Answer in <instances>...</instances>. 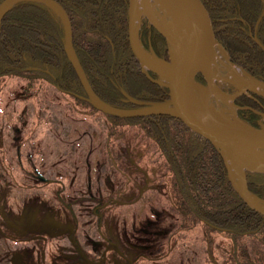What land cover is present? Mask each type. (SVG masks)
<instances>
[{
  "label": "rangeland",
  "instance_id": "1",
  "mask_svg": "<svg viewBox=\"0 0 264 264\" xmlns=\"http://www.w3.org/2000/svg\"><path fill=\"white\" fill-rule=\"evenodd\" d=\"M3 80L0 246L9 256L25 264H89L84 254L100 264H228L225 233L179 230L171 174L144 131L112 126L45 80L30 91L25 79Z\"/></svg>",
  "mask_w": 264,
  "mask_h": 264
},
{
  "label": "trees",
  "instance_id": "2",
  "mask_svg": "<svg viewBox=\"0 0 264 264\" xmlns=\"http://www.w3.org/2000/svg\"><path fill=\"white\" fill-rule=\"evenodd\" d=\"M5 0H0V4ZM69 14L73 45L91 87L105 103L138 109L126 95L163 102L168 88L159 75L145 71L130 42L131 0H55ZM216 21L220 44L234 65L264 82V0H203ZM0 33V95L5 78L47 81L64 94L94 108L66 52L62 18L43 2L19 1L5 15ZM146 50L150 43L160 58L168 56V40L149 20L139 29ZM205 81L207 78L204 75ZM197 80L201 81L200 77ZM224 91L235 93L231 86ZM238 116L260 128L264 97L237 98ZM97 110L96 108H94ZM112 126L135 124L152 139L166 160L177 204L179 230L203 226L208 237L225 233L232 249L228 264H264V216L249 207L228 176L224 156L209 140L169 115L116 117ZM159 158V157H158ZM250 192L264 200V173L248 172ZM41 178L44 176L41 174Z\"/></svg>",
  "mask_w": 264,
  "mask_h": 264
},
{
  "label": "water",
  "instance_id": "3",
  "mask_svg": "<svg viewBox=\"0 0 264 264\" xmlns=\"http://www.w3.org/2000/svg\"><path fill=\"white\" fill-rule=\"evenodd\" d=\"M19 1L23 0H5L0 4V33L4 15L17 3H19ZM34 1L46 3L47 5L52 7L57 14L61 16L66 30L65 45L67 55L69 56L70 61L81 80L82 86L85 88L88 97L87 99L94 108L102 111L107 115L130 119L153 115H169L173 118L175 117L179 119L192 132L200 135L206 140H209L212 145L220 150L221 154L224 156L225 166H227L230 181L232 182L233 186H235L239 195L243 197L249 207L264 216V211L252 205L249 198L240 192L238 186H236L235 184L231 165H229L228 162V159L231 156L237 157L243 152L264 149V125L260 128H256L251 124L243 122L239 118V116L235 121L229 118H227V121L218 117L203 119L198 113L195 104L192 102L191 97L188 93L189 88L196 82L197 77L200 76L202 77L203 81H205L204 73L212 66L219 53L220 47H222L219 42V38L217 37L218 30L215 20L211 16V13L203 0H180L188 7H191L194 11V14L198 20L200 31L191 36L190 34L182 32L179 33V31L175 27H172V35L174 36L176 42L174 47H171L170 60L165 61L163 59H159L155 53L152 54L156 60L162 62L163 69L161 71L155 70L152 67L151 69L159 74H163L167 78L168 82L165 83V86H167V88L169 89V98L167 100H164L163 102H150L139 100L134 96L128 95L126 93L125 96H127V98L132 101V103L141 107L140 109L131 110L121 108L118 109L111 106L110 104L108 105L99 96L96 95L93 87H91L88 76H86L84 69L81 66L75 53L73 45V26L71 24L69 14L66 12L64 7L61 6L60 3H57L55 0ZM133 2L134 0L131 1L130 7V42L132 45L133 53H135L141 63L145 64L143 54L141 52V50L143 52L144 50L138 45L136 31L133 27ZM148 18L151 23L157 28V30H160L162 34H164V36L167 38V40H169L167 32L158 28L154 21L151 20L149 15ZM248 74L251 75L250 73ZM205 83L208 87H211L207 81H205ZM249 91L264 96L263 93L250 89L244 92L238 91L235 94H228L232 96L234 100H236L242 95H247ZM247 172L264 173V169H251L247 170L245 173V185L247 186L248 193L254 195L250 192L249 186L247 184Z\"/></svg>",
  "mask_w": 264,
  "mask_h": 264
},
{
  "label": "bare ground",
  "instance_id": "4",
  "mask_svg": "<svg viewBox=\"0 0 264 264\" xmlns=\"http://www.w3.org/2000/svg\"><path fill=\"white\" fill-rule=\"evenodd\" d=\"M132 10L135 29L138 27L141 16L149 15L158 28L167 32L172 47L176 42L172 35V27H175L179 33L191 36L200 31L194 11L180 0H134ZM141 52L146 66L158 71L163 69L162 62L142 50ZM204 75L211 87H204L195 82L188 90L192 102L203 119L228 118L236 109L234 98L228 93H224L217 85L216 80L230 82L239 92L250 89L264 94V83L233 65L223 47H220L216 60ZM228 162L240 192L249 198L252 205L264 211V201L249 194L245 185L247 170L264 169V149L243 152L237 157L231 156Z\"/></svg>",
  "mask_w": 264,
  "mask_h": 264
},
{
  "label": "flooded vegetation",
  "instance_id": "5",
  "mask_svg": "<svg viewBox=\"0 0 264 264\" xmlns=\"http://www.w3.org/2000/svg\"><path fill=\"white\" fill-rule=\"evenodd\" d=\"M210 11V10H209ZM214 18V17H213ZM215 20V19H214ZM215 23H216V21H215ZM218 30V29H217ZM218 37V36H217ZM141 40V39H140ZM142 44H143V42H142ZM132 46V45H131ZM143 46H144V44H143ZM154 49V47H153V45H152V43H150V46H149V51L150 50H153ZM154 51V50H153ZM162 57H164V59L165 60H168L169 61V59H170V54L168 55V56H165V55H163ZM201 78V77H200ZM158 79H160V77L158 78ZM202 79V78H201ZM169 96V95H168ZM249 97H251V98H253V96H249ZM240 108V107H239ZM259 121L261 122V121H264V113H262V116L260 117V119H259ZM51 182L52 180H47V182ZM1 220H3V219H1ZM2 222V221H1ZM3 223V222H2ZM7 225H8V223H7ZM70 236H71V234H69ZM73 235H75V234H73ZM7 235H5V237H6ZM5 239V238H4ZM3 239V240H4ZM10 247V246H9ZM12 255H13V251L12 252H10V256H9V254H7V252L5 251V244L3 243V241H2V243H1V246H0V264H25L22 260L21 261H19L18 260V258H12ZM85 255H87V254H84V256H80L79 258H80V260H82L83 262H86V263H89V264H100L102 261H99V260H92L90 257H88V256H85ZM9 262H8V261ZM133 262H131V261H128V264H132ZM104 264V263H103Z\"/></svg>",
  "mask_w": 264,
  "mask_h": 264
}]
</instances>
